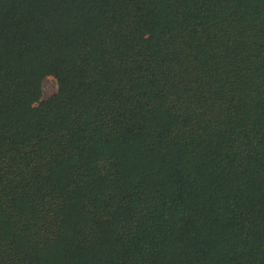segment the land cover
<instances>
[{
    "label": "trees",
    "instance_id": "16d2710c",
    "mask_svg": "<svg viewBox=\"0 0 264 264\" xmlns=\"http://www.w3.org/2000/svg\"><path fill=\"white\" fill-rule=\"evenodd\" d=\"M0 264H264V0H0Z\"/></svg>",
    "mask_w": 264,
    "mask_h": 264
},
{
    "label": "rangeland",
    "instance_id": "374dc122",
    "mask_svg": "<svg viewBox=\"0 0 264 264\" xmlns=\"http://www.w3.org/2000/svg\"><path fill=\"white\" fill-rule=\"evenodd\" d=\"M57 92V83L56 80L48 76L42 82V100L50 98Z\"/></svg>",
    "mask_w": 264,
    "mask_h": 264
}]
</instances>
